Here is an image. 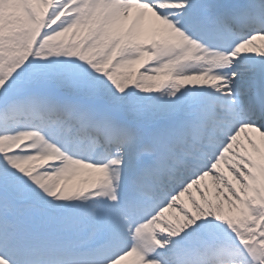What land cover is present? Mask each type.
I'll return each instance as SVG.
<instances>
[{
    "label": "snow or ice",
    "instance_id": "1",
    "mask_svg": "<svg viewBox=\"0 0 264 264\" xmlns=\"http://www.w3.org/2000/svg\"><path fill=\"white\" fill-rule=\"evenodd\" d=\"M0 264H264V0H0Z\"/></svg>",
    "mask_w": 264,
    "mask_h": 264
}]
</instances>
